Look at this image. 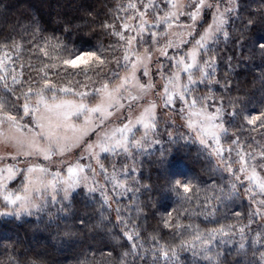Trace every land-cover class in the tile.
Listing matches in <instances>:
<instances>
[{"label":"snow or ice","instance_id":"obj_1","mask_svg":"<svg viewBox=\"0 0 264 264\" xmlns=\"http://www.w3.org/2000/svg\"><path fill=\"white\" fill-rule=\"evenodd\" d=\"M72 12L0 0V218L75 264H264V0ZM26 237L0 264H60Z\"/></svg>","mask_w":264,"mask_h":264},{"label":"trees","instance_id":"obj_2","mask_svg":"<svg viewBox=\"0 0 264 264\" xmlns=\"http://www.w3.org/2000/svg\"><path fill=\"white\" fill-rule=\"evenodd\" d=\"M11 2L15 5L18 12L30 13L38 16L44 21H53L57 16L62 14H73L72 5L74 0H11ZM80 36H83L84 39H89L88 33H81ZM72 39L77 41V47L82 46L87 50L91 45L96 44L98 39H102V37L91 38L89 44L86 45H81L79 43V36H73ZM238 87L242 91L251 93L254 89L259 88V84L253 82L252 74L241 72ZM256 95L259 96L260 93L257 92ZM172 162L186 171L191 169L192 171L200 172L201 169V163L196 160L194 149L191 152L182 151L176 153L175 159ZM24 219L34 221L35 217H25ZM16 231H19L22 237H24L25 231H27L26 239L29 243H31L37 251H46L49 259L59 260L60 264H75L76 251H78V249L71 252L55 251L44 245L42 233L36 232L34 235V229L31 226L25 225L23 228L17 229L14 224L4 223L3 219L0 218V236L12 235ZM37 241H39L38 244ZM231 259L232 257H229V260Z\"/></svg>","mask_w":264,"mask_h":264}]
</instances>
